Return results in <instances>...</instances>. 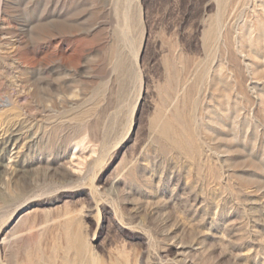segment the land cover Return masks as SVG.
Wrapping results in <instances>:
<instances>
[{
	"label": "rangeland",
	"instance_id": "1",
	"mask_svg": "<svg viewBox=\"0 0 264 264\" xmlns=\"http://www.w3.org/2000/svg\"><path fill=\"white\" fill-rule=\"evenodd\" d=\"M0 105V264H264V0H0Z\"/></svg>",
	"mask_w": 264,
	"mask_h": 264
},
{
	"label": "bare ground",
	"instance_id": "2",
	"mask_svg": "<svg viewBox=\"0 0 264 264\" xmlns=\"http://www.w3.org/2000/svg\"><path fill=\"white\" fill-rule=\"evenodd\" d=\"M15 42H16V41H15ZM18 42H19V41H18ZM13 44H14V43H13ZM12 46H13V45H12ZM13 47H14V46H13ZM14 49H15V48H14ZM16 50H17V49H16ZM14 51H15V50H14ZM17 51H18V50H17ZM16 54H17V53H16ZM32 54H33V53H32ZM12 55H14V54L11 53V56H12ZM33 56H34V55H33ZM15 58H16V57H15ZM17 59H18V58H16V60H17ZM18 61H19V60H18ZM15 63H16V62H15ZM18 65H19V64H18ZM16 69H17V68H16ZM19 93H20V92H19ZM16 96H18V94H17ZM16 102H17V101H16ZM6 103H7V102H6ZM22 104H23V103H22ZM10 105H11V104H10ZM0 106H1V105H0ZM2 106H3V105H2ZM27 106H28V105H27ZM1 108H2V107H1ZM7 108H8V107H7ZM17 108L20 109V107H18V106H17ZM29 108H30V107H29ZM21 109H22V108H21ZM25 109H26V108H25ZM26 111H27V110H26ZM17 112H18V111H17ZM19 112H20V115H21V112H22V111L20 110ZM28 112H29V110H28ZM10 114H11V113H10ZM13 114H14V113H13ZM15 114H18V113H15ZM15 114H14V115H15ZM14 115H13V116H14ZM25 115H27V114H25ZM10 116H11V115H10ZM27 116H28V115H27ZM27 116H26V117H27ZM31 116H32V114H31ZM19 117H20V116H19ZM22 117H23V116H22ZM22 120H23V119H22ZM24 120H25V119H24ZM19 121H20V119H19ZM8 122H9V121H8ZM15 122H16V121H15ZM9 123H10V122H9ZM0 126H1V125H0ZM1 127H2V126H1ZM5 127H6V126H5ZM5 127H4V128H5ZM10 128H11V127H10ZM15 128H16V127H15ZM17 128H18V127H17ZM6 130H7V129H6ZM9 131H10V130H9ZM2 132H3V131H2ZM4 132H5V131H4ZM7 133H8V132H7ZM7 133H6V134H7ZM17 133H20V131L17 132ZM0 134H1V133H0ZM2 134H3V133H2ZM14 134H15V133H14ZM11 135H12V134H11ZM11 135L9 134V136H11ZM0 136H1V135H0ZM9 136H8V137H9ZM8 137H7V138H8ZM2 138H3V137H2ZM9 138H10V137H9ZM19 139H20V138H19ZM2 141H3V140H2ZM7 141H9V140H7ZM7 141H6V142H7ZM9 142H10V141H9ZM7 144H8V143H7ZM18 144H19V143H18ZM12 145H13V144H12ZM12 145H11V146H12ZM19 145H20V144H19ZM13 146H14V145H13ZM13 146H12V147H13ZM21 146H22V145H21ZM12 147H11V148H12ZM13 148H14V147H13ZM5 149H6V147H5ZM17 151H18V150H17ZM4 152H5V151H4ZM15 152H16V151H15ZM2 153H3V152H2ZM11 153H12V151H11ZM18 153H19V152H18ZM2 155H3V154H2ZM11 156H12V155H11ZM16 157H18V156H16ZM1 158H2V157H1ZM14 159H16V158H14ZM12 161H13V159H12ZM0 165H2V164H0ZM10 166H11V165H10ZM5 167H6V166H5ZM12 167H13V166H11V168H12ZM3 168H4V167H3ZM2 170H3V169H2ZM4 172H5V171H4Z\"/></svg>",
	"mask_w": 264,
	"mask_h": 264
}]
</instances>
